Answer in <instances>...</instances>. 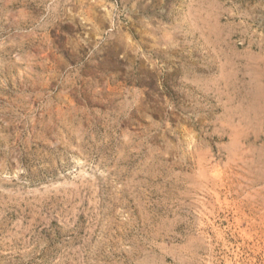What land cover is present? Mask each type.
Segmentation results:
<instances>
[{"label":"rangeland","instance_id":"rangeland-1","mask_svg":"<svg viewBox=\"0 0 264 264\" xmlns=\"http://www.w3.org/2000/svg\"><path fill=\"white\" fill-rule=\"evenodd\" d=\"M0 264H264V0H0Z\"/></svg>","mask_w":264,"mask_h":264}]
</instances>
